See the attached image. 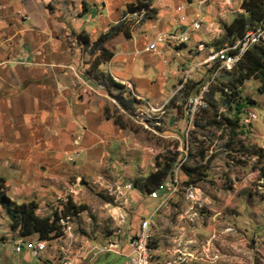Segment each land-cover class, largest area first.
Returning a JSON list of instances; mask_svg holds the SVG:
<instances>
[{
	"label": "crops",
	"instance_id": "obj_1",
	"mask_svg": "<svg viewBox=\"0 0 264 264\" xmlns=\"http://www.w3.org/2000/svg\"><path fill=\"white\" fill-rule=\"evenodd\" d=\"M139 1H148L153 15L137 24L138 18L128 13V7ZM241 2L208 0L200 6L199 0H0V181L6 198L18 205L34 202L39 210L49 209L50 204L58 209V201L74 190L80 193L82 179L98 182L99 176L105 175L110 181L121 177L129 182L139 175L141 164L157 171L152 162L162 147L181 151L190 144L189 119L178 112V107L165 103L185 65L207 55L195 51L202 41L194 40L216 38L221 22L231 23L237 12L231 8L237 9ZM200 12L207 26L194 33L190 22ZM122 22L128 37L120 33L110 41L113 58L99 70L112 86L141 96L151 106H164L159 127L153 122L149 129L133 127L108 91L99 90L86 74L82 47L76 44L78 36L90 35L97 42ZM188 31L192 39L189 47L160 45V53L146 52L158 35ZM126 83L132 89L126 88ZM262 115H258L256 128L260 133L256 131L255 136L258 146L264 148V111ZM77 153L79 157L70 163L69 157ZM182 180L188 181V177L184 175ZM236 183L240 188L235 187V196L243 193L242 183ZM143 194L138 190L130 193L136 211L131 217L132 228L128 225L124 229L121 240L134 232L137 216H147L157 206V201ZM76 198L72 196L74 201ZM239 225L242 229L243 224ZM235 226L239 228L238 223ZM224 228L209 221L206 226L197 225L193 235L189 225L177 222L154 225L153 231L158 253L169 258L179 244L184 248L189 242L200 244ZM0 236H4L0 240V264H64L57 255L58 242H51L53 248L38 259L29 251L14 250L16 243L36 241L38 235L22 237L10 227L0 230ZM92 239H80L82 247L75 264H125V259L118 263L106 255L89 256L88 251L100 244ZM188 248L196 251V247ZM234 249L242 258V251L237 246ZM227 250L220 246L223 254ZM202 258L199 255L192 261L212 263Z\"/></svg>",
	"mask_w": 264,
	"mask_h": 264
},
{
	"label": "rangeland",
	"instance_id": "obj_2",
	"mask_svg": "<svg viewBox=\"0 0 264 264\" xmlns=\"http://www.w3.org/2000/svg\"><path fill=\"white\" fill-rule=\"evenodd\" d=\"M146 3L149 5L148 1ZM230 5L229 3L227 6L233 7V3ZM231 9L237 11L236 16L245 14L242 9V2L241 5L237 3V9L235 7ZM82 11V14H85L86 8L83 7ZM144 12L142 22L148 18L146 16L148 15L146 14L147 11L144 10ZM149 17H151V14H149ZM123 24L124 22L104 33L103 35L108 34V37L112 38H106L103 43L97 44L91 40L90 35L81 34L78 36L76 44H81L80 54L83 65L87 67V76L96 84L104 86L105 90L115 99L118 105L117 109L124 110L133 127L142 128L143 126L137 124L134 119L136 111L142 106L136 101L135 94H127L124 89L112 86L104 77L100 76L99 64L102 63L101 57L112 53L110 41L118 36L120 32H126V26H123ZM263 25L264 23L258 26L254 25L247 31L258 29ZM80 36L86 40H80ZM87 40H89L88 44H86ZM238 40L227 39L221 25L216 38L207 42L200 38L194 40V42L202 41L204 49L201 53L208 55L210 50L213 49L215 51V49L233 46ZM73 44L74 42H72ZM101 48L106 49L107 53L104 54L98 51ZM196 49L198 48L196 47ZM195 51L200 52L199 50ZM239 65L231 71L215 73L216 70L211 69L206 73L205 83L208 79L209 81L212 79L216 81L211 85L210 91L207 93L205 98L206 106L204 105V107L198 109L193 120V127L189 126L188 142L190 144L184 145L181 151L171 150V146L166 145V147L160 149V155L155 157L152 162L154 170H158V165L168 169V176L158 187L153 188L146 183V179L157 171H153L151 167L144 164L138 167L139 175L129 182L121 177L110 181L107 178L108 176L106 177L105 175H100L97 179L98 182H89L82 179L80 193L74 196L77 197L75 201L72 199V195L66 198L67 201H58V209L55 208V204H50V208L45 210H39L38 208L37 216L50 218L55 222L56 231L50 235L48 240L39 238L36 241L49 242V248H53L51 247V242H58L56 249L58 257L66 252L69 259L72 262H76L78 252L81 250L78 248L82 247L80 239L93 238L96 241H100L98 245L100 246L108 240L118 239L123 236L125 233L124 229H127L128 225L130 229L132 228L133 219L131 220L130 218L125 227L118 229L116 222L112 218V215L116 214V212H123L121 200H119L120 186L123 187L122 193L124 192V187H131L128 195L132 200L134 199L130 193L133 190H138L144 193V197H147L148 194L156 190H165V186H168L171 191L177 190L176 194L172 196L170 204L163 208L158 215H154L155 211L153 210L147 216H142V214L137 216L138 225L135 230H132V232L134 231L133 233L129 232L130 236L138 230L142 217H152L153 224H158L159 226H161V223L176 224L177 222H183L191 227V234L193 235V230L197 225L202 227L206 226L209 221H215L223 224L225 230L215 231L210 238L200 244L191 242L185 248L180 244L174 248L172 256L175 257L177 251L186 250L185 252L191 254L195 259L202 255L203 258L211 260V264H264V160L258 161L257 156H249V154L244 153L245 149L247 151L254 149L264 150L262 146H258V143H256L258 138H256L255 132L258 131L260 133V130L256 128L257 123L248 130L241 129L238 126L231 127L227 121L230 120L233 123L237 116L234 112H228L223 100L225 98L223 96L231 100L234 98L235 93L236 95L240 94L241 98H239V101L240 99L247 101L251 109H254L258 113L257 115L262 117L264 111V85L259 80L252 78L246 80L243 85L238 86L240 78ZM201 87V83H192L185 93L187 100L199 93ZM225 89L232 92V95H227ZM176 100L169 101L168 98L165 106L173 104L178 107V112L184 116L188 109V102L185 99ZM239 101H236V103ZM234 104L235 101L232 105ZM161 108L164 110V106ZM179 166L181 169L178 171ZM190 170L194 171V179L187 176ZM184 175L188 177V181L182 180ZM239 176H241L240 181L238 180ZM176 177L180 183L178 189H175L176 186L173 185L176 182ZM236 180L242 183L241 189L243 193L235 196V193H233L235 187L240 188L237 187ZM150 188H152V191L148 193L147 191ZM82 191L83 193H81ZM189 191H193L192 198L187 197ZM221 192L225 193L222 194ZM228 200L229 205L226 207ZM61 205L64 206L63 209L60 208ZM132 205L136 207L137 204L130 202L129 207L132 208ZM72 206L77 208V214L74 208H71ZM139 206L142 205L140 204L137 207ZM69 208L70 212H67ZM240 218H242V221ZM237 223L239 228L236 229L237 226L235 225ZM241 223L243 224L242 229L239 225ZM11 225L12 223L7 216L6 210L0 205V230L10 228L12 227ZM14 230L20 234L19 229ZM224 237L226 238L224 239L225 241L222 240ZM2 239H4V236H0V240ZM189 246L196 247V251L190 252ZM220 246L221 248L225 246L228 249V253L223 254L222 251L220 252ZM235 246L242 251V258L237 257L240 254L235 251ZM167 247L169 246L167 245ZM155 248L157 249V245H155ZM157 250L156 255L162 259H170V257L168 258L158 253ZM204 250L207 253H204ZM166 251H164V254ZM217 257L218 260L215 259ZM109 258L112 262L122 263L120 262L122 259L116 256H110ZM192 264H194L193 261Z\"/></svg>",
	"mask_w": 264,
	"mask_h": 264
},
{
	"label": "built area",
	"instance_id": "obj_3",
	"mask_svg": "<svg viewBox=\"0 0 264 264\" xmlns=\"http://www.w3.org/2000/svg\"><path fill=\"white\" fill-rule=\"evenodd\" d=\"M200 6L205 5L208 0H199ZM231 3V2H230ZM229 4V3H228ZM144 10L141 12H136L133 15L138 18L137 24H140L143 20ZM207 26L202 12L198 14L191 22L190 29L194 33L202 32ZM191 31L181 32V33H165L158 35L155 39L149 44L146 49V52L152 54L160 53V45H169L172 48L179 47H189L191 39ZM264 44V25L258 29L247 31L246 35L239 39L233 46L220 48L215 51L212 49L210 53L205 56L202 61L192 64H186L183 70L181 71L180 79L178 80L175 87L170 92V100L176 99H185L187 103V112L184 114L186 118L189 119V126L193 127V120L196 115V112L200 107L206 106V96L210 91V87L215 83V79L205 83L206 73L209 70H216L215 73H221L226 71H231L237 67L244 59L245 55L253 49L255 46H260ZM172 45V46H171ZM204 44L201 43L198 45V50L203 51ZM74 71V69H72ZM192 83H201L202 87L199 93L191 96L188 100L185 96V93L188 91ZM99 90H104V86L96 84ZM126 88L132 89V85L125 84ZM225 93L229 96L232 95V92H229L228 89H225ZM240 95V94H239ZM239 95L234 96V101H239ZM137 102L142 106L136 111L134 119L135 122L140 126L147 127L149 129V124L154 123L155 126H160L159 122L161 120L160 114L163 112L161 107L150 106L147 100L143 99L139 95H134ZM232 100V99H231ZM258 122V115L254 109H251L250 106H247L243 109L242 116L238 121L239 128L241 129H250L255 123ZM79 157V154L69 157V162L74 163ZM181 167H178V171ZM177 176V175H176ZM177 178V177H176ZM103 180V179H102ZM175 180V179H174ZM173 184L175 189H178L180 185L178 178ZM165 190H156L155 192L148 194V198L154 201H157V206L155 207L154 215H158L163 208L170 204L171 198L176 194L177 190H169L168 186H165ZM122 186H120L119 200H121L122 213L116 212L112 215L113 220L117 224L118 229L125 227L134 212L136 207H129L130 202L133 204L136 203L135 200L130 199L128 195L130 186L124 187V192L122 193ZM77 192L74 190L71 193V196H77ZM193 191L188 192L187 197H193ZM67 197L64 200L67 201ZM63 200V201H64ZM64 206L62 205L61 209ZM152 217H142L138 230L135 234H132L127 240L111 239L106 241L104 244L89 250V256H116L121 259H125V264H192V259H195L191 254L186 253L185 251H177L175 257H170V259H162L156 255L155 248V236H154V224ZM179 241V240H178ZM191 243V242H189ZM180 245V244H179ZM50 244L46 241H29L20 242L14 245V250L16 253H22L24 250L29 251L35 258H42L45 256L49 250ZM68 252V251H67ZM204 253L205 250L203 251ZM60 261H63L64 264H75L72 262L67 253L59 255ZM203 260L208 261L207 258Z\"/></svg>",
	"mask_w": 264,
	"mask_h": 264
},
{
	"label": "trees",
	"instance_id": "obj_4",
	"mask_svg": "<svg viewBox=\"0 0 264 264\" xmlns=\"http://www.w3.org/2000/svg\"><path fill=\"white\" fill-rule=\"evenodd\" d=\"M242 9L244 11V15L236 16L235 19L231 23H222L223 30L225 32V37L227 39H232L235 41L236 39L242 38L246 31L250 27H254V25H261L264 23V0H243L242 1ZM147 11L146 15L149 18V14L153 15V11L150 9V6L146 2L139 1L136 5H131L128 7V13L133 14L136 12ZM122 33V32H120ZM119 33V34H120ZM109 35H103L97 40L98 43H103L106 41V38ZM124 36L127 38L128 34L124 32ZM112 38V37H111ZM110 38V39H111ZM80 40H86L85 38H81ZM89 43V40L86 41V44ZM102 53H107V50L101 48ZM102 63L109 62L113 58V53H109L107 56L102 55ZM239 75L240 78L238 80V86L243 85L246 80L256 79L262 82L264 85V44L260 46H255L251 49L244 57L243 61L239 65ZM101 77H104L100 74ZM225 97V98H224ZM224 105L227 108L228 112H234L237 116L235 122H231L228 120V124L231 127H239L238 121L242 116L243 109L249 104L247 101H242L240 99L239 102L232 105L234 103V99L229 100L226 99V96H223ZM228 100V101H227ZM254 104V103H252ZM244 153L249 154V156H257L258 161L264 160V150H244ZM158 170L156 173L151 174L147 179L146 183L152 186L153 188L158 187L163 180L168 176V169L162 168L158 165ZM192 172V173H191ZM194 171H188V177H192L194 179L193 174ZM152 188L148 189V193H150ZM5 188L3 186V182L0 181V205L6 210L7 216L10 218L13 229H19L22 237H29L32 235H38L41 240H48L51 234L56 231L55 222H53L50 218H40L37 216V210L39 208L38 204L31 202L27 204H15L11 203L5 196ZM75 213L77 214L78 210L75 207ZM70 212V208L67 210Z\"/></svg>",
	"mask_w": 264,
	"mask_h": 264
}]
</instances>
